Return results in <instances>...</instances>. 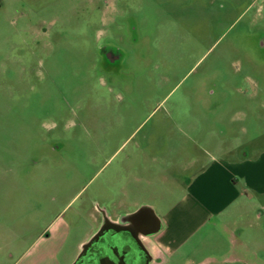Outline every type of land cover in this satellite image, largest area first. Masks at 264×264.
Wrapping results in <instances>:
<instances>
[{"label": "rangeland", "instance_id": "374dc122", "mask_svg": "<svg viewBox=\"0 0 264 264\" xmlns=\"http://www.w3.org/2000/svg\"><path fill=\"white\" fill-rule=\"evenodd\" d=\"M216 141L264 152V0H0V264H71ZM254 190L201 257L264 264Z\"/></svg>", "mask_w": 264, "mask_h": 264}, {"label": "crops", "instance_id": "0c3cea01", "mask_svg": "<svg viewBox=\"0 0 264 264\" xmlns=\"http://www.w3.org/2000/svg\"><path fill=\"white\" fill-rule=\"evenodd\" d=\"M203 142L210 143L208 138ZM222 147V143L216 141L213 148L216 153L204 149V155L193 154L184 168L187 177L184 180L176 176L171 178L179 183L181 191L179 195L169 194L168 199H172L169 208L157 211L152 202H136L144 205L142 208H148V218L159 224L158 231L145 234L153 264L177 258L183 259L184 264H221L227 260L217 255L200 256L199 252L203 254V232L208 227L218 226L225 215L236 212L237 206L238 210H244L247 203H253L248 190L255 189L258 194H264V187L258 190V183L264 178L257 176L259 171H264V152L256 160L246 154L239 157V153L235 159H230L233 151H225ZM201 236L202 239L196 242Z\"/></svg>", "mask_w": 264, "mask_h": 264}, {"label": "flooded vegetation", "instance_id": "af4514ba", "mask_svg": "<svg viewBox=\"0 0 264 264\" xmlns=\"http://www.w3.org/2000/svg\"><path fill=\"white\" fill-rule=\"evenodd\" d=\"M109 62L117 57L109 54ZM155 225L148 216H104L92 235L80 246L71 264H153V255L145 243ZM221 264H245L238 260H225Z\"/></svg>", "mask_w": 264, "mask_h": 264}, {"label": "water", "instance_id": "95a60500", "mask_svg": "<svg viewBox=\"0 0 264 264\" xmlns=\"http://www.w3.org/2000/svg\"><path fill=\"white\" fill-rule=\"evenodd\" d=\"M149 211L150 210L148 208H141L137 212L131 214V216H142V215H145ZM154 223L155 225L153 226L151 233H155L159 229V224L157 223V221L154 220Z\"/></svg>", "mask_w": 264, "mask_h": 264}]
</instances>
